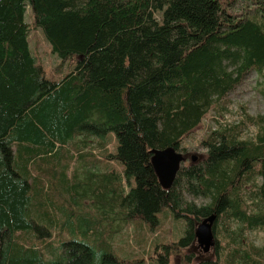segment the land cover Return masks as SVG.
I'll use <instances>...</instances> for the list:
<instances>
[{
    "label": "trees",
    "instance_id": "16d2710c",
    "mask_svg": "<svg viewBox=\"0 0 264 264\" xmlns=\"http://www.w3.org/2000/svg\"><path fill=\"white\" fill-rule=\"evenodd\" d=\"M27 6L51 52L77 57L59 80L30 51ZM251 71L264 98V0H0V264H119L111 253L96 257L82 236L63 244L66 259L58 255L50 211L63 206L48 199L47 210L34 168L74 136L115 134L106 157L123 165L129 186L118 205L149 224L167 207L186 222L177 246H189L194 222L213 213L225 234L229 221L240 224L226 234L228 245L244 229H264V114L247 117L258 126L253 139L237 125L210 130L200 141L205 158L181 165L169 189L150 153H183L213 102ZM65 210L69 219L74 211ZM256 254L232 247L223 260L186 264H264Z\"/></svg>",
    "mask_w": 264,
    "mask_h": 264
},
{
    "label": "rangeland",
    "instance_id": "374dc122",
    "mask_svg": "<svg viewBox=\"0 0 264 264\" xmlns=\"http://www.w3.org/2000/svg\"><path fill=\"white\" fill-rule=\"evenodd\" d=\"M240 9L242 11L240 6L236 7V11L239 12ZM25 21L29 28L28 44L31 53L42 66L47 78L59 80L73 67L77 57L61 60L51 52L42 31L33 25L32 13L28 6ZM260 81L262 82L260 76L251 71L228 96L213 102L201 123L182 143L186 157L182 165L197 164L205 158L206 152L200 141L210 130L237 125L242 138L255 137L258 126L248 123L247 117L264 114V98L259 92ZM116 145L117 140L113 132L96 138L74 136L63 144H56L52 152L37 158L34 174L38 177L40 186L42 185V201L48 206L46 209L49 210L52 205L48 199H55L54 204L63 206L60 210L50 211L54 220L53 240L59 256L66 259L67 253L63 244L81 236L80 239L86 240L95 249L96 257L111 253L118 258L119 264H160V259L165 257L166 264H186L187 259L191 262L214 261L217 256L223 260L232 247L252 251L253 256L257 255L258 250L264 253L263 228L244 229L241 237H238L239 240L228 245L229 238L226 234L240 225L235 220L228 222L229 230L226 234L222 223L215 221L218 232L214 234V239L217 247L214 244L209 252H203L195 237L187 247L175 244L184 235L186 222L173 216L167 207L158 212L156 224L128 216L116 200L118 195L127 193L129 189L124 178L123 165L106 157L107 152H115ZM192 156L196 158L195 161H192ZM255 182H260V178H255ZM204 200L207 201L199 198L196 202L201 204ZM64 207L74 211L69 219ZM197 222L193 224L194 229ZM89 226L93 227L83 236L80 230ZM20 235L26 239L30 238ZM43 245L52 247L49 241ZM164 246L169 248L168 252ZM218 250L219 254L216 255ZM260 260L264 261V257Z\"/></svg>",
    "mask_w": 264,
    "mask_h": 264
},
{
    "label": "water",
    "instance_id": "95a60500",
    "mask_svg": "<svg viewBox=\"0 0 264 264\" xmlns=\"http://www.w3.org/2000/svg\"><path fill=\"white\" fill-rule=\"evenodd\" d=\"M151 165L163 189H169L183 162L185 155L169 146L163 149H151ZM195 161L194 156L191 157ZM217 214L213 213L197 222L194 229V237L203 252H209L215 244L214 227Z\"/></svg>",
    "mask_w": 264,
    "mask_h": 264
}]
</instances>
